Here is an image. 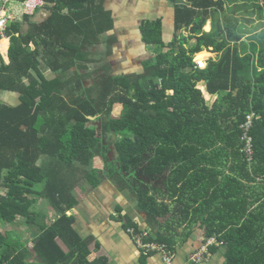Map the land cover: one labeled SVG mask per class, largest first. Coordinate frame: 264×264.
Returning a JSON list of instances; mask_svg holds the SVG:
<instances>
[{
    "label": "trees",
    "instance_id": "obj_1",
    "mask_svg": "<svg viewBox=\"0 0 264 264\" xmlns=\"http://www.w3.org/2000/svg\"><path fill=\"white\" fill-rule=\"evenodd\" d=\"M166 1L171 36L162 17L140 22V41L157 49L132 76L103 62L114 40L103 0H45L47 18L23 15L6 27L0 91L18 103L0 99V222L24 218L34 232L25 240L0 232V264H109L72 212L81 187L109 182L134 200L142 225L119 217L124 231L150 230L143 243L177 251L192 241L194 252L214 237L204 256L222 250L218 264H264V20L252 25L264 4ZM202 51L210 55L201 69L193 56ZM97 115L100 127L87 126ZM242 133L251 138L249 159ZM36 199L56 215L32 210ZM137 251L139 264L157 254Z\"/></svg>",
    "mask_w": 264,
    "mask_h": 264
},
{
    "label": "crops",
    "instance_id": "obj_2",
    "mask_svg": "<svg viewBox=\"0 0 264 264\" xmlns=\"http://www.w3.org/2000/svg\"><path fill=\"white\" fill-rule=\"evenodd\" d=\"M104 6L106 9L110 10L112 13V18L114 19V28L111 31L110 35L114 36V40L110 46V49L104 56L103 62H106L110 67L111 71H114L112 69L113 65L119 64V61H121V57L125 56V59H134V54L137 50L139 52L141 47H145V45L140 41V34L138 31V25L140 22L144 19H153L156 17H162L160 14L161 3H157V0H103ZM165 6H171L167 1L166 3H163ZM157 9L158 15H152V12ZM35 17L34 20L36 22H40L48 17L49 12L45 10L44 8L38 9L34 13ZM135 19H137L135 21ZM164 22H167V16H165ZM135 21V25H133V22ZM209 25V24H208ZM136 28V32L134 30ZM210 28V26H209ZM209 30V29H208ZM9 45V40L7 39V43L5 47L2 48V53L7 52V46ZM98 49H100L98 47ZM94 50V49H93ZM134 51V52H133ZM110 53V54H109ZM128 55V56H127ZM115 58L119 60L116 64ZM131 62H129L127 65H130ZM202 91V90H201ZM203 96L205 97V90L203 85ZM212 97L215 95H211ZM206 98V97H205ZM113 186V185H112ZM107 188L108 185L102 184L100 188ZM114 187V186H113ZM115 191L111 190V185L109 187V192L111 193H104L102 195H111V198L113 197L114 201H109L106 204L108 210L114 209L117 205H122L125 202V199H127L130 203L128 205V209H131V212L124 209L125 213L129 215V217L133 220H135V217H139L137 221H142L141 215L135 210V203L134 200L131 199L129 194L127 192H122V195H115L117 192V189L114 187ZM99 187L92 191V192H98ZM91 191L89 192V194ZM114 193V194H112ZM120 194V193H119ZM116 196V199H115ZM124 196V197H122ZM109 197V196H108ZM88 198V195H87ZM86 206V207H85ZM49 210H51L49 208ZM82 212V215L79 216V212ZM71 212V211H70ZM68 212V214L70 213ZM72 212L74 215H76V218L78 217L81 222L79 225V228L84 232L86 235L90 233H94L97 235V237H101L105 244L106 248L108 249L109 254L111 255V261L109 264H139V253L137 251V247L133 244V235L126 233V231L123 230L122 226L120 224L114 223L112 220V216L100 218L97 215V210H91L89 208L87 202L82 203V201H79L78 207L73 208ZM106 214V212L104 211ZM77 225V224H76ZM78 229V226H77ZM132 239H131V238ZM197 245L196 242H188L183 244L177 251H175V258L173 260L172 264H184L186 261V257L191 252L192 246ZM164 264L161 260L160 255L157 253L156 255H149L146 260L144 261V264ZM200 264H203L201 261Z\"/></svg>",
    "mask_w": 264,
    "mask_h": 264
},
{
    "label": "rangeland",
    "instance_id": "obj_3",
    "mask_svg": "<svg viewBox=\"0 0 264 264\" xmlns=\"http://www.w3.org/2000/svg\"><path fill=\"white\" fill-rule=\"evenodd\" d=\"M157 3H161L160 4L161 9H162L160 11L161 16H163V18H165V16H167V22H166L167 24L164 22L165 23L164 24V26H165L164 30H165V33L166 34L168 33V36L170 37L171 36V30H172L171 25H170L171 24L170 17L172 15V13H171V10H172L171 7L172 6H169V5L165 6L163 3H166V0H157ZM158 12L159 11L157 9H155L152 12V15H158ZM136 20L137 19H135V21ZM263 20H264V16H262L259 20H257L258 22H256V20H255V22L252 25L256 28V25L260 26V23ZM135 21L133 22V25H135ZM208 29H209V25L207 23L206 26H205V30L204 31L207 32ZM134 30L136 32V28H134ZM259 32L260 33L262 32V30L260 28L257 30L256 35ZM183 33L184 34H188V31H183ZM248 36L246 35V36L243 37L244 38V43L247 44V45H245L246 46V50L249 48L248 44L250 43V40L248 39L249 38ZM189 45L190 44L187 41V43H185V46L188 47ZM7 48H8V46H7ZM140 49L141 50L139 52H137V50H136L133 60L125 59L126 55L121 57V61H119V60H117V58H115L116 60L113 63L116 64L119 61V64H116V65L112 66V69L115 71L114 73L120 74V75L132 76V75H135V73L142 72V66L140 67L141 60H143V58H145V57L146 58L152 57L155 54V49H157V48L145 46V47H141ZM1 51H2V49H1ZM3 55H5V61H7V56H6L7 52L3 51ZM208 55H210L209 52H205V51L198 52V53L194 54L193 60L200 59V58H206V56H208ZM129 62H131V64L127 65ZM129 73H131V74H129ZM91 83H92L91 79H86V80L83 81V84L85 86H88ZM203 85H204L203 81H199L197 83V87H199L202 91H203ZM168 92L171 93L170 90ZM205 97H204L205 100L209 104L212 103V101L214 100V96L212 97V96L205 95ZM208 97H210V98H208ZM0 99L2 101H5V102L11 104V105H16L18 103V95L16 93L0 91ZM114 114L116 115V113H114ZM100 119L101 118L99 117V115L94 116V117H90L89 121L87 122L86 125L89 126V127H96V128L98 127L99 128L100 127ZM239 138H240V141H244V144H245V140L243 138H241V136ZM246 144H247V142H246ZM242 150L244 151V154L247 157V159H249L251 157V154L248 151V148H246V146L243 145ZM251 153H252V151H251ZM112 155H114L113 150L110 153H108L107 156H108V158H110ZM101 166H102V160L100 158L93 161V167L98 168V167H101ZM159 182H160V180L154 181L156 186H158ZM102 184L108 185V187L105 188V189L102 188V187L100 188V186ZM101 185L99 186V190H97L98 192H96V193L92 192V191L96 190L97 188L93 189L89 185H84L83 187H81V193H83V194L79 193L81 195V197H79V199H81L80 201H82V203H86L87 202V204H88L89 208H91V210H97V215L100 218H105L106 216L110 218L112 216V218L114 219L112 221L114 223H117V224L121 225L122 222L120 221L119 215H122L123 212L125 213L124 209L128 210L129 212H131V209L130 208L128 209V207H127L128 205H130V203H129V201L127 199H125L124 204H122L120 206L117 205L114 209H111L109 211L108 208H107L108 204H106V203L109 202V201H112V200L114 201V199H113V197L111 198V195H102V194L110 193L109 192L110 185H111V190L115 191V189L113 187L114 185L112 186V184L110 182L108 184L101 183ZM90 191H91V193L89 194ZM112 194H114V193H112ZM87 195H88V198H87ZM115 195H117V196L118 195H122V192H120L117 189V192L115 193ZM122 197H124V196H122ZM115 199H116V196H115ZM76 207H78V206H76ZM49 208L51 210H49ZM31 209L34 210V211H38V212H44L50 218H53L56 215V213L52 210L50 205H48L42 199H36L35 203L32 204ZM104 211L106 212V214L104 213ZM78 212H79V216H81L83 211L78 210ZM138 219H140V218L139 217H135L134 221H136L138 223V225L141 226L142 222L140 220L137 221ZM80 222H81V220L77 217V219H76V224H77L76 227L78 226V230L80 231L81 235L83 236V231L79 228ZM35 227H36V225H35ZM129 229H131V228H129ZM87 231H85V232H87ZM142 231L149 232L150 230L148 228H146V230L144 229ZM0 232L3 233V235H5V237L10 236V237H13V239L14 238L15 239H19L20 238L22 240L23 239L25 240V239H28L29 237H31V233L34 232V229H33V227H31V226H29L28 224L25 223L24 218H18V219L14 220V221H12L10 223H2V222H0ZM85 232H84V236L92 235L93 237H95L93 239L96 242V244L101 246V249L104 248L106 250V252L108 253V255L111 257V255L108 252V249L105 246V244H107V243H102V242H104V240H102L101 237L100 238L97 237V235H95L93 232L88 234V235H86ZM127 233L130 236L131 232H127ZM132 241L134 242L133 239H132ZM27 247H29V248L31 247V242L30 241L27 243ZM29 260L31 262L34 261L33 257H31V259H29ZM173 260H172L171 264L173 263ZM222 260H223L222 250L219 251V252L217 251L213 255L210 253L208 255H205L202 258V262L206 263V264H218Z\"/></svg>",
    "mask_w": 264,
    "mask_h": 264
},
{
    "label": "built area",
    "instance_id": "obj_4",
    "mask_svg": "<svg viewBox=\"0 0 264 264\" xmlns=\"http://www.w3.org/2000/svg\"><path fill=\"white\" fill-rule=\"evenodd\" d=\"M45 3V0H0V44L1 39H7L6 36V27L8 23L14 20H19L23 15H32L38 9L42 8ZM260 3L264 4V0H260ZM3 57V58H2ZM5 60V55H3L0 48V67ZM195 66L197 68L205 67V59L200 58L195 60ZM253 113L246 115L245 121L240 125V127L247 131L250 128L252 121ZM241 138L245 140V146L248 148V151L251 154V138L242 133ZM247 142V144H246ZM127 232H131L133 235V240L137 248L141 249L144 253L155 250L159 253L161 260L164 264H171L172 260L175 258L174 251L167 249L163 245H158L155 243H143L141 241L142 236H147L149 232L142 231L139 234L133 233V229H127ZM135 234V235H134ZM219 243L214 237H208L204 239L203 244L199 247L197 251L191 252L187 255L186 261L184 264H198L204 254L208 251V246L212 244Z\"/></svg>",
    "mask_w": 264,
    "mask_h": 264
},
{
    "label": "bare ground",
    "instance_id": "obj_5",
    "mask_svg": "<svg viewBox=\"0 0 264 264\" xmlns=\"http://www.w3.org/2000/svg\"><path fill=\"white\" fill-rule=\"evenodd\" d=\"M7 42V39H1V43Z\"/></svg>",
    "mask_w": 264,
    "mask_h": 264
},
{
    "label": "clouds",
    "instance_id": "obj_6",
    "mask_svg": "<svg viewBox=\"0 0 264 264\" xmlns=\"http://www.w3.org/2000/svg\"><path fill=\"white\" fill-rule=\"evenodd\" d=\"M9 24H10V23H8V25H9ZM7 37H8V36H7ZM7 39L9 40V38H7ZM127 229H128V228H127ZM127 229H126V231H127ZM131 229H132V228H131ZM174 253H175V251H174ZM175 256H176V255H175ZM203 256H204V255H203ZM202 258H203V257H202ZM201 261H202V260H201ZM201 261H200V262H201Z\"/></svg>",
    "mask_w": 264,
    "mask_h": 264
},
{
    "label": "water",
    "instance_id": "obj_7",
    "mask_svg": "<svg viewBox=\"0 0 264 264\" xmlns=\"http://www.w3.org/2000/svg\"><path fill=\"white\" fill-rule=\"evenodd\" d=\"M10 23V22H9Z\"/></svg>",
    "mask_w": 264,
    "mask_h": 264
}]
</instances>
